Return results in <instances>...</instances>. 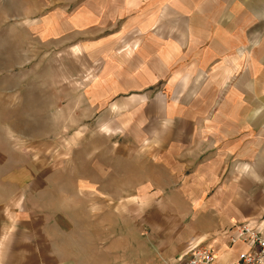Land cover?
I'll return each mask as SVG.
<instances>
[{
    "label": "crops",
    "instance_id": "1",
    "mask_svg": "<svg viewBox=\"0 0 264 264\" xmlns=\"http://www.w3.org/2000/svg\"><path fill=\"white\" fill-rule=\"evenodd\" d=\"M41 12L43 29L90 47L84 109L101 146L92 173L78 150L76 197L33 163L0 168V264H103L91 246L102 216L91 228L87 209L108 207L104 232L116 236V208L135 201L150 219L170 204L157 221L172 238L162 262L174 258L197 233L182 224L220 204L221 176L245 174L247 163L263 173L264 0H48ZM150 191H174L180 211L168 196L141 201Z\"/></svg>",
    "mask_w": 264,
    "mask_h": 264
},
{
    "label": "rangeland",
    "instance_id": "2",
    "mask_svg": "<svg viewBox=\"0 0 264 264\" xmlns=\"http://www.w3.org/2000/svg\"><path fill=\"white\" fill-rule=\"evenodd\" d=\"M47 1L0 0V168L6 172V168H25L33 163L41 169L42 176L49 175L54 183L69 187V192L76 197L78 150L81 148L87 156L86 171L92 173L93 151L101 146L92 137L93 112L84 109L93 84V64L84 56L90 47L72 45L78 43L77 33L43 29L46 16L39 11ZM245 167H248L245 174L220 177L227 189L219 205L199 215L195 224H182L183 229L191 226L197 233L185 243L181 253L193 244L206 242L214 246L223 263L236 261L242 246H230L228 242L233 225L252 222L261 227L264 219V167L262 174H253V165L247 163ZM216 191L208 194L212 197ZM172 192H145L148 194L141 201L168 196L174 209L180 211L179 196ZM86 199L99 198L90 191ZM135 202L128 210L120 204L116 208L121 221L116 236L110 226L104 232L109 222L108 207H102V211L87 209L86 221H91V228L94 215L102 216L101 233L91 232L95 235L91 246L96 254L99 252L97 257L103 264H169L173 258L162 262L166 257L162 251L172 243V238L165 235L163 224L157 220L170 204H158L157 213L155 209L150 212L154 213L150 219L142 217V212L149 207L141 209ZM131 210L132 226L125 221L126 213L131 214ZM260 229L264 234V227ZM221 237L227 247L219 252L222 244L216 239ZM115 248L118 260L111 255ZM235 248L237 256L232 253Z\"/></svg>",
    "mask_w": 264,
    "mask_h": 264
},
{
    "label": "built area",
    "instance_id": "3",
    "mask_svg": "<svg viewBox=\"0 0 264 264\" xmlns=\"http://www.w3.org/2000/svg\"><path fill=\"white\" fill-rule=\"evenodd\" d=\"M261 227L252 222L233 225L229 234L230 246L241 245L237 259L229 264H264V234ZM169 264H226L221 261L211 244H193L178 254Z\"/></svg>",
    "mask_w": 264,
    "mask_h": 264
},
{
    "label": "bare ground",
    "instance_id": "4",
    "mask_svg": "<svg viewBox=\"0 0 264 264\" xmlns=\"http://www.w3.org/2000/svg\"><path fill=\"white\" fill-rule=\"evenodd\" d=\"M232 221H235V220H232ZM224 240H225L224 237H221V238H217V239H216V242H217V243L222 244V245H221V248H220V250H219V252L221 251V249H224V248L227 247V246H226V243H225ZM235 250H236V248H235ZM232 251H233V249L231 250V252H232Z\"/></svg>",
    "mask_w": 264,
    "mask_h": 264
}]
</instances>
